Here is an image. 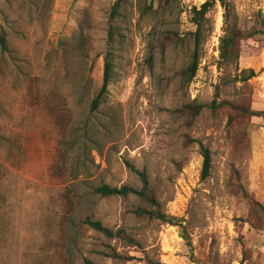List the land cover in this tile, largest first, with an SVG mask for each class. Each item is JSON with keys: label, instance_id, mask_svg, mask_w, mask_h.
Listing matches in <instances>:
<instances>
[{"label": "rangeland", "instance_id": "1", "mask_svg": "<svg viewBox=\"0 0 264 264\" xmlns=\"http://www.w3.org/2000/svg\"><path fill=\"white\" fill-rule=\"evenodd\" d=\"M116 1L0 0V39L9 47L0 42V264H197L179 227L131 212L137 196L95 194L103 183L140 187L129 164L147 172L167 213L190 220L198 259L213 253L225 264H264V231L236 193L240 183L264 204V117L229 122L228 109L210 107L244 91L248 106L264 111V36L241 45L239 68L256 76L223 80L217 3L200 68L186 84L179 73L193 49L191 9L206 0H172L164 9L157 0H125L115 75L91 114ZM233 1L244 28L264 14V0ZM194 101L206 106L191 120L186 106ZM199 141L213 156L206 179ZM88 215L137 242L105 237L84 223Z\"/></svg>", "mask_w": 264, "mask_h": 264}, {"label": "trees", "instance_id": "2", "mask_svg": "<svg viewBox=\"0 0 264 264\" xmlns=\"http://www.w3.org/2000/svg\"><path fill=\"white\" fill-rule=\"evenodd\" d=\"M158 9H164L172 3V0H157ZM220 3L224 10L223 18V33L220 36L219 44V61L218 69L222 73V79H231L235 83H247L253 77L256 76V72L252 68L240 69L239 59L241 56V45L244 40L257 38V36H264V14L262 11H257L254 15V25L250 27H242L240 16L236 9V5L233 0H206L199 7L194 6L191 9V22L195 29L188 33L189 41L191 42L193 49L189 63L182 68L179 76L183 82L190 84L197 75L200 68L202 58L204 56V45L207 42L209 36L212 34L213 26L209 13L212 8ZM140 6L144 9H151L152 5H147L146 2L140 1ZM125 0H117L111 7V12L108 21L107 32V50L104 55V75L103 83L98 91L96 97L91 103L90 113H95L100 104L103 102L102 98L107 92L109 84L112 82L115 75V43L118 41V36L121 34L117 19L120 16L125 15ZM1 47L4 52L9 51V47L4 38L0 39ZM220 86L217 85L219 90ZM240 94L235 99L221 100L217 98L213 100L210 107L213 110L218 108H226L229 110V122H233L237 119L245 120L251 117H264L263 110H255L248 106L246 92L240 91ZM206 105L194 101L187 105L191 120L195 119L201 110ZM89 125V122H88ZM92 131V129H88ZM93 132V131H92ZM200 153L203 158L201 177L206 179L210 176L213 167V156L209 146L199 141ZM130 170L135 172L140 180L141 186L134 187L129 184L122 186H112L110 184L103 183L94 189L95 194L101 197H129L135 195L140 200L141 204L136 206L131 212L139 219L159 220L160 222L177 226L181 230V237L185 240L186 244L192 250L190 258L197 264H225L219 258L213 257V253H209L207 260H200L194 255L193 239L190 233L189 224L190 220L185 216H178L167 213L162 206L161 201L157 197L155 188L152 186L149 176L145 170L140 171L132 165H128ZM238 189L236 193L242 195L247 199L249 203V215L248 219L251 224L258 230L264 231V204L256 200L249 195L242 184H237ZM84 223L91 229L101 233L109 239H125L131 243H136V239L128 234L125 228L114 229L104 224L101 219L96 218L93 215H88L84 219ZM115 256L132 260V256H123L120 253L114 252ZM148 264H174L167 263L154 258L147 259ZM86 264H95L90 260H86Z\"/></svg>", "mask_w": 264, "mask_h": 264}]
</instances>
